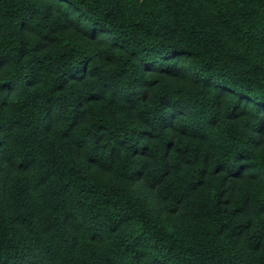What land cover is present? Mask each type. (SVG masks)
Masks as SVG:
<instances>
[{"label": "trees", "instance_id": "obj_1", "mask_svg": "<svg viewBox=\"0 0 264 264\" xmlns=\"http://www.w3.org/2000/svg\"><path fill=\"white\" fill-rule=\"evenodd\" d=\"M0 55V264H264V0H0Z\"/></svg>", "mask_w": 264, "mask_h": 264}, {"label": "snow or ice", "instance_id": "obj_2", "mask_svg": "<svg viewBox=\"0 0 264 264\" xmlns=\"http://www.w3.org/2000/svg\"><path fill=\"white\" fill-rule=\"evenodd\" d=\"M10 63L11 61L7 60L4 56L0 55V69H3L6 65ZM20 86L21 84L18 81H13L11 79H0V103H3L7 99V97H9ZM99 91L101 93V96H103L105 93L111 95V88L109 87L107 82H105L104 88ZM219 96L221 101L225 99L223 93H220ZM207 123H212L211 118L207 119ZM193 134L196 133L193 132ZM258 140L259 144L257 146L264 145V131L261 132L260 136L258 137Z\"/></svg>", "mask_w": 264, "mask_h": 264}]
</instances>
